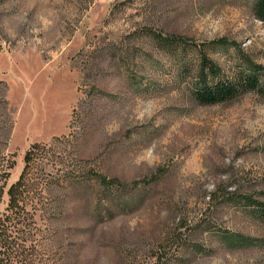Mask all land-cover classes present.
<instances>
[{"label":"rangeland","instance_id":"obj_1","mask_svg":"<svg viewBox=\"0 0 264 264\" xmlns=\"http://www.w3.org/2000/svg\"><path fill=\"white\" fill-rule=\"evenodd\" d=\"M255 1L0 0V214L29 145H47L24 178L18 264H264L247 204L264 203V94L192 95L212 78L201 55L264 87ZM152 31L188 46L166 53Z\"/></svg>","mask_w":264,"mask_h":264},{"label":"trees","instance_id":"obj_2","mask_svg":"<svg viewBox=\"0 0 264 264\" xmlns=\"http://www.w3.org/2000/svg\"><path fill=\"white\" fill-rule=\"evenodd\" d=\"M114 7L116 8L117 4ZM253 15L257 20L264 22V0L255 1ZM150 34L160 50L175 56H178L188 46V43L180 37L164 35L155 31ZM200 63L212 78L209 81L203 80L193 88V98L199 104L229 103L249 92L264 94L260 76L255 71L239 70L231 77H224L219 75L218 69L205 55L200 56ZM56 138L57 136L53 137V139ZM46 147V144L39 142L29 145L23 156L24 167L18 179L8 189V206L5 212L0 214V264H18L29 257L28 248L32 244L28 239L30 223L28 216L30 215L19 200L26 194L23 184L27 167L35 155L44 151ZM99 179L107 187L113 186V179L105 176H100ZM247 204L255 217L264 223V203L247 198Z\"/></svg>","mask_w":264,"mask_h":264},{"label":"crops","instance_id":"obj_3","mask_svg":"<svg viewBox=\"0 0 264 264\" xmlns=\"http://www.w3.org/2000/svg\"><path fill=\"white\" fill-rule=\"evenodd\" d=\"M11 65H12V63H11ZM10 90V89H9ZM9 90H8V100L10 99V96H9ZM9 102H10V100H9ZM72 104V103H71ZM69 114H70V111H69ZM69 114H68V116H67V118H66V120H65V126H64V129H63V131L62 132H64L65 130H66V125H67V121H68V117H69ZM18 122H17V120H16V122H15V125H14V130H13V134H12V139L14 140L15 139V137H16V135H17V132H18ZM61 132V133H62ZM61 133H57V132H54V131H49L48 132V135H46L47 137L46 138H48V139H45V141H48V140H50L53 136H57V135H59V134H61ZM38 135L37 136H41L40 135V132H38L37 133ZM35 136V135H34ZM43 136V135H42ZM40 138H43V137H40ZM45 138V137H44ZM31 139L32 140H35L32 136H31ZM44 141V142H45Z\"/></svg>","mask_w":264,"mask_h":264}]
</instances>
